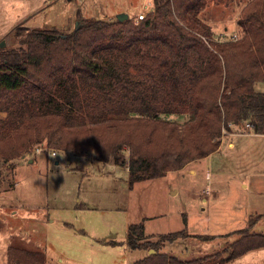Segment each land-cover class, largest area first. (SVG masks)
<instances>
[{
    "label": "trees",
    "instance_id": "16d2710c",
    "mask_svg": "<svg viewBox=\"0 0 264 264\" xmlns=\"http://www.w3.org/2000/svg\"><path fill=\"white\" fill-rule=\"evenodd\" d=\"M207 2L153 0L138 24L82 19L78 11L69 33H18L19 48L0 50V113H7L0 157L11 161L45 143L74 155L91 151L101 162H128L133 189L217 152L230 124L264 134V93L256 90L264 82V0L247 5L243 36L229 41L214 39L200 20ZM185 115L183 124L168 119ZM258 219L236 232L228 260L264 247V234L251 232ZM187 237L182 230L150 241L143 225H133L128 245L154 251L135 264L226 262L220 253L181 261L162 252ZM8 252L19 264L46 262L45 253L24 247Z\"/></svg>",
    "mask_w": 264,
    "mask_h": 264
},
{
    "label": "rangeland",
    "instance_id": "374dc122",
    "mask_svg": "<svg viewBox=\"0 0 264 264\" xmlns=\"http://www.w3.org/2000/svg\"><path fill=\"white\" fill-rule=\"evenodd\" d=\"M147 1L152 3L149 13L154 3ZM252 1L208 0L200 20L211 28L214 39L239 40L245 31L242 12ZM128 2L140 5L120 12ZM143 3L0 0V50L19 48L17 34L26 35L27 30L69 33L79 24L78 11L82 19L109 21L124 12L138 24ZM256 90L264 93V82L257 83ZM6 117L7 113H0V118ZM168 119L183 124L190 116ZM229 127L223 129L219 153L213 158L195 160L163 178L136 183L133 189L128 162H101L91 151L74 155L45 143L11 161L0 157V264H19L10 259V246L45 253V264H135L154 251L129 247L133 225H143L150 241L186 230L190 237L167 243L162 250L181 261L220 253L228 264H264V248L228 260L229 247L239 238L236 232L264 214V138L236 137L252 132L247 124ZM234 140L237 147L232 151L228 143ZM124 150L129 161L130 150L127 146ZM195 167L196 176L190 172ZM251 232L264 234V217ZM199 235L216 238L205 240Z\"/></svg>",
    "mask_w": 264,
    "mask_h": 264
},
{
    "label": "crops",
    "instance_id": "0c3cea01",
    "mask_svg": "<svg viewBox=\"0 0 264 264\" xmlns=\"http://www.w3.org/2000/svg\"><path fill=\"white\" fill-rule=\"evenodd\" d=\"M146 1H147V0H145V3H143V4L141 5L143 11H141L140 14H147L148 12H146V10L148 11V8H151L150 6H152V3H151V5L148 4L150 1H147V4H146ZM132 5H136V6H138V5H140V3H139V2H135V3L133 4V3H131V2H128L126 5H123V8H121L122 10H121L120 12H122L123 10H126L127 7H130V6H132ZM236 137H241V138H244V137H247V138H249V137H260V138H264V134H255V133L250 132V133H248V134H246V135H242V136L239 135V136H236ZM236 147H237V143H236L235 140L232 141L231 143H228V148H229L230 150L233 151V150L236 149ZM218 153H219V152H215L214 154H212V155H210L209 157L204 158V159H211V158H213V157H214L216 154H218ZM204 159H201V160H204ZM68 161H69V159H68ZM199 162H201V161H199ZM199 162L196 163V166L198 165ZM56 163L59 164V161H56ZM190 172H191L192 175L196 176L197 173H198L199 171H198V169H196V167H195L194 171L192 170V171H190ZM192 172H194V173H192ZM243 186H244L245 188L247 187V188L249 189V185H248V183H243ZM79 207H82V206H79ZM204 209H205V208H204ZM259 215L262 216L261 218L264 217V214H259ZM105 242H106V243H109L108 241H105ZM110 243L113 244V242H110ZM263 248H264V247H263ZM263 248H259V249H255V250L249 251V252H247L246 254H244V255L241 256V257H244V256H246V255H248V254H251V253L257 252V250H260V249H263ZM150 252H151V251H150ZM241 257H239V258H241ZM239 258H237V259H239ZM235 260H236V259H235ZM45 263H46V262H45ZM225 264H228V262H226Z\"/></svg>",
    "mask_w": 264,
    "mask_h": 264
},
{
    "label": "water",
    "instance_id": "95a60500",
    "mask_svg": "<svg viewBox=\"0 0 264 264\" xmlns=\"http://www.w3.org/2000/svg\"><path fill=\"white\" fill-rule=\"evenodd\" d=\"M117 19L119 20V21H126V20H128L129 19V15L127 14V13H120V14H118L117 15ZM153 252V251H152Z\"/></svg>",
    "mask_w": 264,
    "mask_h": 264
},
{
    "label": "built area",
    "instance_id": "2783aa9c",
    "mask_svg": "<svg viewBox=\"0 0 264 264\" xmlns=\"http://www.w3.org/2000/svg\"><path fill=\"white\" fill-rule=\"evenodd\" d=\"M148 4H149V5H151V2H149ZM146 15H147V14H140V16H139V19H138V20H142V19H144ZM40 151H41V150H39V152H40ZM52 154H53L54 156H55V155H57V153H56V152H53Z\"/></svg>",
    "mask_w": 264,
    "mask_h": 264
}]
</instances>
